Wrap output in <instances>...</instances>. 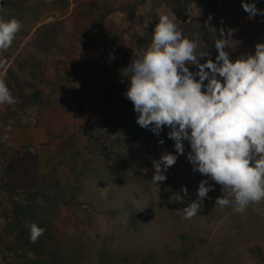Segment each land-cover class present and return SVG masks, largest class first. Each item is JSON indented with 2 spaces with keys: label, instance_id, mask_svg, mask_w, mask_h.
<instances>
[{
  "label": "rangeland",
  "instance_id": "374dc122",
  "mask_svg": "<svg viewBox=\"0 0 264 264\" xmlns=\"http://www.w3.org/2000/svg\"><path fill=\"white\" fill-rule=\"evenodd\" d=\"M0 8L23 24L0 63L16 100L0 105V264H264V202L243 214L222 209L221 186L209 180L215 190L196 216L177 211L207 178L187 160V141L166 179L152 182L153 160L176 154L174 141L167 127L157 136L136 123L121 74L161 13H173L188 38L203 31L198 51L213 60L219 30H231L233 61L264 42V15L249 18L241 0H0ZM210 15L216 32L204 27ZM72 43L88 55L74 75L62 59L32 54L69 56ZM72 75L74 89L65 85ZM33 223L46 229L35 243Z\"/></svg>",
  "mask_w": 264,
  "mask_h": 264
},
{
  "label": "clouds",
  "instance_id": "9594fccd",
  "mask_svg": "<svg viewBox=\"0 0 264 264\" xmlns=\"http://www.w3.org/2000/svg\"><path fill=\"white\" fill-rule=\"evenodd\" d=\"M241 3L249 18L264 15L255 0ZM176 19L173 13L159 14L150 43L121 70L128 80L124 95L137 113L136 123L157 136L167 127V137L174 141L176 154L164 152L153 160L152 182L166 179L168 168L185 153L187 141V160L207 178L199 182L196 199L177 211L184 219L196 216L208 193L215 190L211 180L221 186L215 206H231L243 214L250 205L264 202V42L255 44L254 53L233 61L225 51L232 32L225 35L221 28L214 40L218 54L213 60L207 50L198 51L203 31L188 38ZM211 19L210 15L204 27L216 32ZM22 28L16 17L0 15V63ZM190 65L198 71H190ZM15 102L6 79L0 77V105ZM183 192L187 195L186 187ZM45 230L31 224L30 242H37Z\"/></svg>",
  "mask_w": 264,
  "mask_h": 264
},
{
  "label": "crops",
  "instance_id": "0c3cea01",
  "mask_svg": "<svg viewBox=\"0 0 264 264\" xmlns=\"http://www.w3.org/2000/svg\"><path fill=\"white\" fill-rule=\"evenodd\" d=\"M112 11H114V10H111V11H108L107 13H109V12H112ZM117 11H119V10H117ZM61 17H64L63 15L61 16ZM37 23V22H36ZM41 23H38V24H36V26H38V25H40ZM36 26H34V27H36ZM106 34V33H105ZM66 35H61V37H60V42L62 43V44H64V43H66V41L68 40V38L69 37H65ZM74 41H76V39H74ZM71 47H72V49H71V52H70V55L69 56H64V54H61L60 52H54L50 57H47V55L46 54H44V53H42V52H39V51H32V54L33 55H36V56H39V57H42L43 56V58H51L52 60V62L53 63H56V59H62L61 61H62V63L64 64V62H65V68H71V70H72V74L74 75V72H78L79 71V68H80V63H81V60H82V58H84L85 59V57H88V55H87V53H85V52H83L82 53V55H81V52H80V49H79V45L77 46V47H74L73 46V43H72V45H71ZM63 55V56H62ZM90 56H92V53H90L89 54ZM45 61V63H48V62H46V59H44ZM65 60V61H64ZM61 68H63V67H61ZM73 75L71 76V81H66L65 82V85H67V86H69L70 87V89H74V87L75 86H78V84H76V82L74 83L73 81ZM75 75H76V73H75ZM41 81V80H40ZM78 81V80H77ZM38 82H39V80H38ZM49 82H51V83H53V86L52 87H56V85H58V81H57V79H55V81H54V79H52L51 81H49ZM78 83V82H77ZM61 86H63V85H58V87H61ZM59 95H53V97H56L57 98V100H58V97ZM54 102V101H53ZM67 104V103H66ZM66 104H64L63 103V100H61V99H59L58 101H56L55 102V106L56 105H59V106H62V105H64V106H67Z\"/></svg>",
  "mask_w": 264,
  "mask_h": 264
},
{
  "label": "trees",
  "instance_id": "16d2710c",
  "mask_svg": "<svg viewBox=\"0 0 264 264\" xmlns=\"http://www.w3.org/2000/svg\"><path fill=\"white\" fill-rule=\"evenodd\" d=\"M101 18H102V17L99 16V19H101ZM5 190H7V189H5Z\"/></svg>",
  "mask_w": 264,
  "mask_h": 264
}]
</instances>
